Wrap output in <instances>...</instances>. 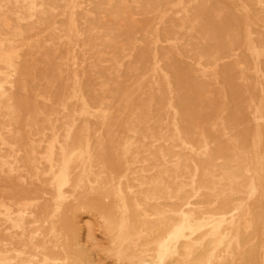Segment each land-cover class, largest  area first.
I'll return each mask as SVG.
<instances>
[{"label":"rangeland","instance_id":"374dc122","mask_svg":"<svg viewBox=\"0 0 264 264\" xmlns=\"http://www.w3.org/2000/svg\"><path fill=\"white\" fill-rule=\"evenodd\" d=\"M0 46L9 264H193L141 233L190 208L264 264V0H0Z\"/></svg>","mask_w":264,"mask_h":264},{"label":"bare ground","instance_id":"6f19581e","mask_svg":"<svg viewBox=\"0 0 264 264\" xmlns=\"http://www.w3.org/2000/svg\"><path fill=\"white\" fill-rule=\"evenodd\" d=\"M30 11L31 10H29V12ZM64 127H66V126H64ZM88 145H89V143L86 142L84 148L80 149V152H79V155H78L80 158H83L84 154H86L88 152V150L86 149V148H88ZM61 150H62V152H64L63 148ZM207 150H208V148H207ZM207 150L205 151L206 153H207ZM146 152H148V151H146ZM160 152H162V151H160ZM199 153H201V152L199 151ZM51 157H52V155H51ZM1 161H3V160L1 159ZM63 162H64V164H62L60 166L61 168L59 170V176H60V178H61V180H62V182L64 184V183L68 182V177H67V173H66L67 172V165L65 163L66 160H64ZM202 162H204V161H202ZM181 166L183 168V165H181ZM203 166L204 165H202L201 167H203ZM176 169H177V167H176ZM191 169H192V167H191ZM213 174H214V172H213ZM133 176H134V174H133ZM129 179H131V178L129 177ZM176 187H177V185H176ZM101 189L104 192L103 187ZM59 190H60V194L63 195V192H62L61 188H59ZM108 191H109V189H108ZM178 191H180V190L178 189ZM107 194L105 193V195H107ZM159 195H161V194H159ZM125 207H126V205H125ZM138 208H140V207H138ZM241 209H242V206L240 205V207L238 209H236V210L241 211ZM194 211H195L194 208H190L187 212L186 211L180 212L179 213V222H172L171 220L166 218L167 216L165 217V214L164 215L163 214H158V217L156 218V221L153 224H151V225L147 224L143 228H141V233H145V235H147L148 242L152 246L158 248V250H160L163 253V255H166V254L174 255L175 254L176 256H179L180 258H183L188 263L192 262L193 264H200L199 263V256H198V250H200V248L206 249V248L209 247V248H211V250H213L212 258H217V259L220 258V256L215 254V251H216V249H219L218 247L222 246L225 243V240L227 238L226 235H224L221 232V227H222L223 223L226 220L223 219V218L217 219L213 215H209V216L203 217V218H196L194 216ZM145 216H147V215L145 214ZM145 216H144V218H145V221H146L148 219V217L146 218ZM38 222H39V220H38ZM38 225H37V227H38ZM234 225H235V223L232 221L230 223V226L233 227ZM203 230L206 231L205 234L204 235L202 234L203 236H201V237H196V234H198L197 232H200V231H203ZM39 231L41 232L40 229H39ZM239 232L240 231L238 230V233ZM47 238H50V237H47ZM34 241H35V239L33 240V242ZM176 243H179V245L175 246ZM203 252H205V250ZM16 255H18V254H16ZM28 256H26V257H28ZM9 263H10V260L7 257L2 258L0 256V264H9Z\"/></svg>","mask_w":264,"mask_h":264}]
</instances>
